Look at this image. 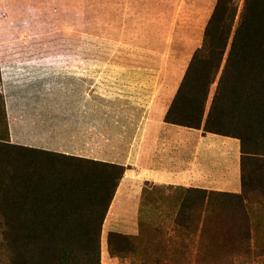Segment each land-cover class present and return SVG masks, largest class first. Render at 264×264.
Returning <instances> with one entry per match:
<instances>
[{"label": "trees", "instance_id": "obj_1", "mask_svg": "<svg viewBox=\"0 0 264 264\" xmlns=\"http://www.w3.org/2000/svg\"><path fill=\"white\" fill-rule=\"evenodd\" d=\"M164 120L238 138L242 192L236 202L264 196V0H244L240 11L235 0L216 1ZM125 169L10 143L3 104L0 258L5 264H100L102 224ZM126 238L108 234L111 256L123 255ZM157 253L149 250V257Z\"/></svg>", "mask_w": 264, "mask_h": 264}, {"label": "rangeland", "instance_id": "obj_2", "mask_svg": "<svg viewBox=\"0 0 264 264\" xmlns=\"http://www.w3.org/2000/svg\"><path fill=\"white\" fill-rule=\"evenodd\" d=\"M216 1L0 0V119L4 104L10 143L106 158L108 99L136 84L135 70L176 87ZM235 2L240 11L244 0Z\"/></svg>", "mask_w": 264, "mask_h": 264}, {"label": "crops", "instance_id": "obj_3", "mask_svg": "<svg viewBox=\"0 0 264 264\" xmlns=\"http://www.w3.org/2000/svg\"><path fill=\"white\" fill-rule=\"evenodd\" d=\"M151 71H133L136 84L108 99L107 157L81 155L126 167L102 224L100 264H264V196L241 205L234 196L240 140L165 122L180 82L172 88ZM110 232L127 236L121 257L109 254Z\"/></svg>", "mask_w": 264, "mask_h": 264}]
</instances>
